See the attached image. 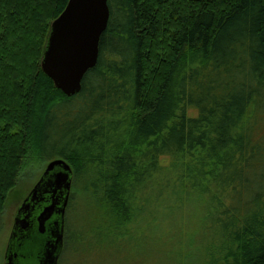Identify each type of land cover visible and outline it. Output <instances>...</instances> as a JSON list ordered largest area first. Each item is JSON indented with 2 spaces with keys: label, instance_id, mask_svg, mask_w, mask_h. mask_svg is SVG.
<instances>
[{
  "label": "trees",
  "instance_id": "obj_1",
  "mask_svg": "<svg viewBox=\"0 0 264 264\" xmlns=\"http://www.w3.org/2000/svg\"><path fill=\"white\" fill-rule=\"evenodd\" d=\"M67 2L0 0V212L33 149L80 196L59 264H264V0H108L72 97L41 70Z\"/></svg>",
  "mask_w": 264,
  "mask_h": 264
},
{
  "label": "water",
  "instance_id": "obj_2",
  "mask_svg": "<svg viewBox=\"0 0 264 264\" xmlns=\"http://www.w3.org/2000/svg\"><path fill=\"white\" fill-rule=\"evenodd\" d=\"M108 21V0H68L52 21L41 70L65 96L78 94L84 76L96 66ZM71 184L72 171L65 161L47 164L15 217L6 264H57Z\"/></svg>",
  "mask_w": 264,
  "mask_h": 264
},
{
  "label": "rangeland",
  "instance_id": "obj_3",
  "mask_svg": "<svg viewBox=\"0 0 264 264\" xmlns=\"http://www.w3.org/2000/svg\"><path fill=\"white\" fill-rule=\"evenodd\" d=\"M47 161L44 159H37L33 149H31L30 154L26 157V161L23 164L22 170L16 179L14 188L10 190L6 196V200L2 206L0 212V264L5 263V252L6 244L11 233L12 223L14 220V215L16 210L19 208L23 199L32 189V187L39 181L41 178L46 166ZM70 193L71 197L74 199V205L79 204L80 196L75 192V187L73 186ZM73 205V206H74ZM81 210H77V213ZM76 214V213H75ZM79 225L76 223V228H83V219L82 217L78 219ZM74 223V224H75ZM174 245L169 246L168 250H172ZM183 247V246H182ZM70 258L61 264H77L78 257L87 258L88 262L91 263L96 261L93 264H125L124 259L126 252L125 251H115V250H101L98 248L89 249L87 247L75 246L70 251ZM164 254V253H162ZM108 255V259L104 261V258ZM157 257H150L145 259V257L139 258L135 257L133 261H130L129 264H168L165 260ZM171 264V263H170Z\"/></svg>",
  "mask_w": 264,
  "mask_h": 264
},
{
  "label": "flooded vegetation",
  "instance_id": "obj_4",
  "mask_svg": "<svg viewBox=\"0 0 264 264\" xmlns=\"http://www.w3.org/2000/svg\"><path fill=\"white\" fill-rule=\"evenodd\" d=\"M40 180V179H39ZM36 185V184H35ZM34 185V186H35ZM34 186L32 187V189L34 188ZM71 188H72V184H71ZM31 189V190H32ZM31 190L29 191V193L26 195V197L23 199V201H22V203L20 204V206H19V208L21 207V205L23 204V202L25 201V199L28 197V195L30 194V192H31ZM70 193H71V191H70ZM69 198H70V195H69ZM68 203H69V201H68ZM68 206V205H67ZM19 208L16 210V213H15V215H14V220H15V217L17 216V214H18V210H19ZM67 209V208H66ZM65 215H66V211H65ZM14 220H13V222H14ZM12 228H13V223H12ZM12 228H11V231H12ZM64 233H65V224H64ZM8 240H9V238H8ZM7 245H8V241H7V244H6V249H7ZM63 245H64V234H63ZM6 253V252H5ZM60 257V256H59ZM59 261H60V259L58 258V262H57V264H59ZM4 264H6V263H4Z\"/></svg>",
  "mask_w": 264,
  "mask_h": 264
}]
</instances>
